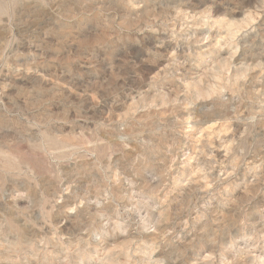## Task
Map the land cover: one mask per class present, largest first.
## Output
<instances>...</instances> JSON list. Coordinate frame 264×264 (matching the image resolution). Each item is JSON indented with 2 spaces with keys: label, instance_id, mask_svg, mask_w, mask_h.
<instances>
[{
  "label": "rangeland",
  "instance_id": "374dc122",
  "mask_svg": "<svg viewBox=\"0 0 264 264\" xmlns=\"http://www.w3.org/2000/svg\"><path fill=\"white\" fill-rule=\"evenodd\" d=\"M0 264H264V0H0Z\"/></svg>",
  "mask_w": 264,
  "mask_h": 264
}]
</instances>
